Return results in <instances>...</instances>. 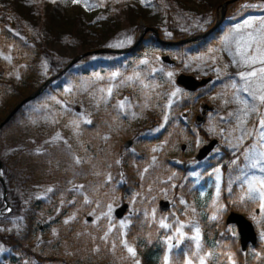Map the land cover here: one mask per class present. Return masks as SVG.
Here are the masks:
<instances>
[{
	"label": "rangeland",
	"instance_id": "obj_1",
	"mask_svg": "<svg viewBox=\"0 0 264 264\" xmlns=\"http://www.w3.org/2000/svg\"><path fill=\"white\" fill-rule=\"evenodd\" d=\"M225 1L228 0H0L2 78L10 76L12 70L17 71L13 46L4 41L3 27L12 28L23 42L43 51L39 63L42 83L66 67L79 54L102 47L124 48L132 45L147 26L158 27L165 39H171L176 32L187 37L196 35L215 25L217 18L213 12L220 9ZM261 18H264V0H244L234 13L225 15L218 25L220 32L216 36L200 45L195 42L190 46L193 48L162 47L146 42L142 50L135 51L122 60L117 54H98L82 58L62 79L24 107L25 118L15 121L11 129L0 137V158L5 161V158L17 151L7 138L17 142L21 130L26 136H39L31 140L34 153L38 154L45 147L48 148L41 157L32 154L37 162L36 168L39 169L36 172L39 174H44L42 170L48 168L45 163L58 156L63 147L69 149L70 154L72 151L73 156L80 160L86 156L89 144L84 128L101 114L105 117L107 114V119H113L114 125H119L116 133L121 128L123 132L130 130L132 137L127 138H133L134 141L138 135L152 138L151 155L142 169V174L159 166L163 147L169 154V160L176 154L173 152L176 149L179 152L178 158H173L172 162L182 165L185 169L183 181L191 179L193 186H197L198 193L187 204L183 193L175 192V187L181 185L177 183L180 176L176 175L179 173H172L166 178L160 177L161 181L170 182V192L163 194L161 198L169 200L171 205L168 209H162L158 203L161 199L159 198L157 204L150 208V218L156 220L160 228L162 220L170 225L169 228H162L164 231L161 233L165 246L161 255L162 264H170L171 249L187 237L192 240L194 251H199L204 242L203 230L201 224L194 223L195 221L202 216L210 221H221L229 212L220 201L224 182L222 164H216L206 174L201 175V170L211 163L210 157L213 156L216 160L227 149L235 158H242V197L246 199L249 208L238 211L254 224L258 235L256 245L264 246V197L261 196V192H264V127L261 126V121H264V103L258 99L264 91L261 89L259 73L257 77H250L248 80L241 78V73L256 71L264 67V64L245 62L255 54V45L247 55H242V42L238 48L241 37L246 39L248 32L255 34ZM245 20H252L254 27H241L237 32V26H243ZM148 32L147 34L151 33ZM165 54L177 60V65L164 63L162 57ZM168 73L172 75L169 76ZM180 73L193 74L198 78L213 77L208 88L194 93L193 102L199 106L208 101L214 106V110L208 113L202 128L207 132L208 138L201 130L196 132L194 138L182 132L179 140L168 143L165 140L169 135L166 130L171 129L168 121L173 116V106L185 97L183 93H188V90L176 83V77ZM11 99L12 96L5 99L0 97V113ZM19 102L20 100L15 104ZM12 109L2 115L1 119ZM1 119L0 122L3 121ZM172 137L174 135L170 134L168 139ZM214 137L219 139V144L210 157L198 161L195 157L198 149ZM125 139L119 142L122 146ZM90 140L93 150L94 140H97L96 152L100 154V157L92 158L91 164L105 163L113 156L112 143L102 141V144H98L101 143L100 136H91ZM182 143L187 144L184 151L181 150ZM135 147L136 143L123 150L134 152ZM182 157L188 160L184 162ZM81 167L87 170L84 163ZM14 173L15 169L12 168L11 172L5 174L4 180L11 211L8 208L6 211L9 217L4 221L0 220V260L4 254L13 253L8 244V236L21 227L32 200L45 198L52 190L51 185H41L36 190L26 192L21 185H17V176ZM107 191L112 193L113 189ZM3 195L4 189L0 183V211L5 204ZM89 197L86 194V202ZM113 197L116 196L113 194L101 206L102 209L97 212L88 210L82 218L86 222L104 225L108 231L118 232L121 243L126 245L121 255L129 258L131 264H139L136 251L135 256L128 251L129 247L134 249V246L128 244L126 231L131 223L129 215L134 213L135 204L139 200L136 197ZM124 201L129 203L128 214L122 219H116L115 210ZM157 212L161 216L160 220L155 217ZM76 213L69 220L79 219L80 216ZM89 216L92 217L91 221H87ZM227 226L239 240L237 227ZM43 229L41 224L40 231ZM177 229L183 232V236ZM196 229H199L198 241L192 239L196 236ZM41 236L40 233L39 237ZM51 250L48 247L41 252ZM247 250L253 248L249 246L245 251ZM15 255L20 257L19 254ZM211 255L208 251L198 259L188 258L185 264L189 260L192 264H200L202 257L204 264H207ZM26 262L27 259H22V263ZM7 264L16 263L8 261Z\"/></svg>",
	"mask_w": 264,
	"mask_h": 264
},
{
	"label": "trees",
	"instance_id": "obj_2",
	"mask_svg": "<svg viewBox=\"0 0 264 264\" xmlns=\"http://www.w3.org/2000/svg\"><path fill=\"white\" fill-rule=\"evenodd\" d=\"M242 1L244 0L229 4L227 15L234 13ZM213 15L215 18L220 17L221 9L215 10ZM2 31L6 44L13 46L17 71L12 70L10 76L3 79L0 68V97L5 99L12 96L0 113V119L16 105V102L39 86L42 81L39 63L43 56V51L40 48L23 42L12 28L3 27ZM219 32L220 27L209 36L197 41V44L208 42ZM160 34L165 39L161 30ZM148 36L150 34L145 36L137 51L142 50L143 44L146 42L165 47L153 36L147 39ZM186 37L185 34L176 32V35L170 40L176 41ZM194 43H185L176 46V48H193L190 46ZM183 95L185 97L173 106V116L168 121V127L171 129H167L166 132L169 135H174L170 139H168L169 135L166 136L165 140L168 143L179 140L182 132L194 138L196 132L201 130L208 138L204 129L194 125V116L199 111L198 104L193 102L194 93L188 92ZM23 109L3 127L0 137L11 129L15 121L21 117L25 118ZM186 110L189 113L184 118L182 114ZM96 118L84 128L89 142L86 156L79 160L77 156H73L72 151L70 154L69 149L66 150L63 147V151L58 156H54L52 160H49V163H45L48 168L42 170L43 175L36 172L39 169L36 168L37 162L32 156L34 154L41 157L42 153L48 149L45 147V150L40 153H34L31 140L39 136H35V134L26 136L20 130L17 142L7 138L17 150L12 156L5 158L8 171L11 172L12 168L15 169L17 185H21L26 192L36 190L41 185H51L52 190L47 193L45 198L32 200L21 222V227L18 230H13L8 236V244L13 253L4 254L0 264H7L8 261L16 264H131L129 258L121 255L126 245L121 243L118 232L108 231L106 226L86 222L82 218L88 210L97 212L102 209L101 206L113 194L116 196L113 198L127 199L128 197L131 199L136 197L139 200L136 202L134 213L130 216L131 223L126 227L128 244L134 246L139 264H162L161 255L165 246L161 233L164 229L159 227L156 220L150 218L149 210L163 195L161 189L169 187L170 182L164 183L160 177L179 173L181 179L178 183L183 182L185 169L181 164L172 162L179 152L174 149L173 152L176 154L169 160V154L163 147L159 166L142 174V169L151 155L152 138L138 135L135 140L136 151L124 152V148L119 142L127 136L132 137L130 130H125L126 132L120 130L116 133V127L119 125H114L113 119H107V114L106 117L101 114L99 118ZM91 136H100L101 143L98 144H102L104 141L112 143L113 156L107 162H100L98 165L91 164L92 158L100 157L99 152H96L98 150L97 140H94L95 150L91 147ZM224 151L222 156L216 160L213 156L210 157L211 163L201 170V175L221 163L224 182L220 201L225 204L228 211L247 210L249 207L246 205V199L242 197L244 191L240 174L242 158L241 156L235 158L227 149ZM182 159L184 162L188 160L186 157H182ZM82 163L87 170L82 169ZM207 178L208 176L205 180ZM74 184L76 185L73 186ZM111 189H113L112 193L107 191ZM175 192H182L186 201L191 202L195 199L198 188L193 186L191 179H187L181 186L175 187ZM86 194L90 196L89 202H86ZM75 212L78 217L80 216L79 219L69 220ZM156 219H161L158 212ZM224 220L223 217L221 221H210L202 216L198 221H195L194 223L201 224L203 230L204 242L199 251H194L192 240L187 237L171 249L170 264H185L188 258L198 259L208 251L212 255L208 258L207 264H264V246L255 245L252 247L253 250L243 252L237 236L225 224ZM41 224L44 227L42 231H40ZM40 233L41 237H39ZM48 247H51L52 250L41 252ZM15 254H19L20 257H16ZM22 259H27L28 262L22 263Z\"/></svg>",
	"mask_w": 264,
	"mask_h": 264
},
{
	"label": "water",
	"instance_id": "obj_3",
	"mask_svg": "<svg viewBox=\"0 0 264 264\" xmlns=\"http://www.w3.org/2000/svg\"><path fill=\"white\" fill-rule=\"evenodd\" d=\"M233 1H237V0L225 1L222 4V8H221L222 9V15H221L220 19L217 20V22L215 23V25L212 28H210V29H208V30L196 35V36H191V37H188V38L180 40V41H165L161 38L159 29L157 27L147 26L142 30L139 37L135 40V42L131 46L121 48V49L100 48V49L88 51V52L77 55L63 70H61L57 74L48 78L38 89L34 90L32 93H30L29 95L24 97L12 109V111L6 116V118L0 123V130L3 128V126L5 124H7L12 119V117L26 103H28V102L34 100L35 98H37L38 96H40L48 88V86L52 82H54L55 80L60 78L69 68H71L81 58H83L87 55H90V54H102V53L124 54V53H130L131 51H133L137 48V46L140 44V42L142 41V39L144 38L145 34L148 31H152L155 35L156 40L160 41L161 43H164L166 45H180V44H183L186 42L199 40L200 38H203V37L209 35L212 31H214L218 27V25L222 22V20L224 19L225 15H226V9H227L228 4L230 2H233ZM162 59L164 62L169 63V64H175L176 63V61L169 54L164 55L162 57ZM212 80H213L212 76H205L202 78H197L193 74H186V73H180L176 77V83L180 87H183L184 89H186L188 91H197L200 88H203L206 85H208ZM200 108H201V111L196 115V118H195V123L198 126H202L206 122L208 112L213 111L214 106L209 104L207 101H204L201 103ZM183 116L186 117L187 112H184ZM218 142H219V140L217 138L211 139L207 144L203 145L198 150V152L196 154V158L199 161L206 158L214 150V148L216 147ZM132 145H133L132 139H127L124 142V146L126 148H130ZM181 148H182V150H185L186 144H182ZM3 166H4V162L0 158V183L3 186L4 199H5L6 207H8L9 204L7 203V188H6L4 177L2 174ZM159 203H160V207L162 209H168L170 207V202L168 200H160ZM128 207H129L128 203H126V202L123 203L120 207H118L116 209V211H115L116 216L119 218L123 217L124 214L127 212ZM90 219H91V217H89V220ZM226 224H236L237 225L238 232L240 235V246H241V249L243 251H245L250 245H255L257 243L258 235H257L256 230L254 228V224L243 213L235 211V210L230 211V213L226 217Z\"/></svg>",
	"mask_w": 264,
	"mask_h": 264
},
{
	"label": "snow or ice",
	"instance_id": "obj_4",
	"mask_svg": "<svg viewBox=\"0 0 264 264\" xmlns=\"http://www.w3.org/2000/svg\"><path fill=\"white\" fill-rule=\"evenodd\" d=\"M241 27L243 28H253L254 22L252 20H245L243 26H237L236 31L239 32L241 30ZM241 42L243 44L244 51L242 55H247L248 51L250 49H253V45H255L254 48V55L248 57V59L245 61L246 63H260L264 64V18H261L259 28L255 29L254 32H248L247 38L241 37V41H238V48L241 45ZM5 59H10L9 57H5ZM141 63H147V61H141ZM259 73L258 78L260 79L261 83V89L264 91V67L249 72L247 74L241 73V78L248 80L250 77H257V74ZM169 76H171V73H168ZM247 90V89H245ZM179 91V90H177ZM111 93V89H109V94ZM255 98V97H254ZM258 99L261 101V103H264V94H261ZM121 107H123V102H121ZM261 126L264 127V121H261ZM261 196L264 197V192H261ZM215 218V217H213ZM160 226L162 228H169L170 225L166 224L163 220L160 222ZM183 228V225H181V229ZM177 231L180 233L181 236H183V232L180 229H177ZM192 239L199 240V229H196V236L192 237ZM197 247H199V243H197ZM129 253H131L133 256H135V250L132 248H128ZM188 264H192V262L189 260ZM200 264H204V258H201Z\"/></svg>",
	"mask_w": 264,
	"mask_h": 264
}]
</instances>
